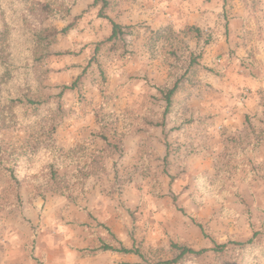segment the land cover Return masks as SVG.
I'll return each instance as SVG.
<instances>
[{"label": "rangeland", "instance_id": "1", "mask_svg": "<svg viewBox=\"0 0 264 264\" xmlns=\"http://www.w3.org/2000/svg\"><path fill=\"white\" fill-rule=\"evenodd\" d=\"M70 2L66 20L44 25H74L50 49L73 55L44 65L50 93L76 85L54 144L27 146L25 181L0 170V264H155L176 255L172 245L208 249L197 264H264V0H111L107 15L127 36L97 54L108 21L94 0ZM175 82L163 117L156 87ZM102 131L119 148L108 158ZM28 132L12 124L0 141L16 150ZM48 149L91 159V175L74 184L64 169L50 181L35 162ZM254 234V248L211 251ZM103 243L140 255L98 251Z\"/></svg>", "mask_w": 264, "mask_h": 264}, {"label": "trees", "instance_id": "2", "mask_svg": "<svg viewBox=\"0 0 264 264\" xmlns=\"http://www.w3.org/2000/svg\"><path fill=\"white\" fill-rule=\"evenodd\" d=\"M71 6L70 0H0V16L3 19V30L0 32V128L17 124L24 125L29 130L28 140L16 150L12 146H4L0 141V170L5 178L18 184L25 181L32 167L26 157L27 146L44 140L48 144H54L55 122L61 111L62 97L76 85L72 83L55 87L58 92L50 93V86L46 82L52 71L44 65V61L51 56L73 55L72 52L52 54L50 49L57 37L66 36L74 25L70 23L60 30L44 25L46 21L53 19L66 20L70 16ZM93 6H100L97 16L108 21L111 31L103 42L94 46V53H98L102 43L110 45L112 51L124 43L128 26H122L108 17L111 0H94ZM150 31L155 35L159 33ZM186 31L191 33L198 30L189 27ZM156 89L160 100L165 103V117L178 92V82L168 89ZM100 92L102 99H105V91L101 89ZM95 120L98 125H102L103 120L98 112L95 113ZM157 127H163V122ZM97 137L108 150H112L107 158L119 152L117 144H112L103 131ZM42 152L35 161L40 165L38 170L43 171L45 177L54 183L60 179L59 171L64 169L70 171L69 176L62 175L61 179L64 177L74 184L82 182L92 173L88 170L91 159L82 164L83 159L75 160L68 153L56 154L51 149ZM198 227L202 230L200 225ZM108 232L113 237L109 230ZM255 237L256 234L245 242L215 245L211 251L221 254L228 246L248 250L254 248ZM172 248L176 252L172 259L155 264H197L196 260L209 251L205 248L194 250L178 245H172ZM97 250L125 256L140 255L134 247L120 245L115 248L106 243L101 244Z\"/></svg>", "mask_w": 264, "mask_h": 264}]
</instances>
